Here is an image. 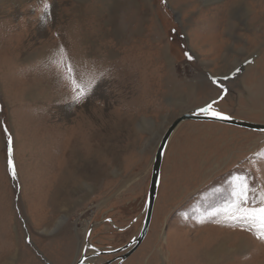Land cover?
Returning a JSON list of instances; mask_svg holds the SVG:
<instances>
[{"label": "rangeland", "instance_id": "rangeland-1", "mask_svg": "<svg viewBox=\"0 0 264 264\" xmlns=\"http://www.w3.org/2000/svg\"><path fill=\"white\" fill-rule=\"evenodd\" d=\"M48 2L41 23L43 0H0V264H76L92 245L130 243L159 143L183 113L217 100L264 124V0ZM61 47L78 78L105 73L80 102L51 62ZM261 151L264 132L183 123L125 264H264V240L212 215L234 174L264 184Z\"/></svg>", "mask_w": 264, "mask_h": 264}, {"label": "snow or ice", "instance_id": "snow-or-ice-1", "mask_svg": "<svg viewBox=\"0 0 264 264\" xmlns=\"http://www.w3.org/2000/svg\"><path fill=\"white\" fill-rule=\"evenodd\" d=\"M166 2V0H164ZM51 4L48 0H43L42 14L40 16L41 23H47L51 16ZM61 59L52 60V63L60 66L63 79L67 80L73 91V99L76 102H80L86 99L91 90L95 87L96 81L99 77H102L105 73L100 72L98 76H94L92 79L78 78L76 69L71 59L67 58L66 50L61 47L58 53ZM185 56L189 61H192L194 57L189 53H185ZM214 83L216 81H213ZM226 91V90H225ZM223 99V96L220 97ZM217 100H212L202 108L196 110L194 114L202 115L208 119L228 121L231 117L218 111L214 105L217 104ZM2 110V109H0ZM5 134L8 135V129L5 127ZM12 137L8 135V164L9 170L13 179L16 178L15 168L12 160ZM254 161L259 163L264 161V151L258 152L254 157ZM230 192L226 201V206L214 211L212 215L219 213L223 214L225 221L229 222V226L239 222L240 224L247 225V230L256 234L258 239L264 240V184L254 186L250 179L249 173L234 174L229 181Z\"/></svg>", "mask_w": 264, "mask_h": 264}, {"label": "water", "instance_id": "water-1", "mask_svg": "<svg viewBox=\"0 0 264 264\" xmlns=\"http://www.w3.org/2000/svg\"><path fill=\"white\" fill-rule=\"evenodd\" d=\"M229 116V115H227ZM228 121H221V120H212L208 119L202 115H196L193 112L183 113L177 119L166 129L164 132V135L162 136V139L159 143V146L157 148V151L154 156V161L152 165V175H151V182H150V188L147 194L146 199V205H145V216L144 221L141 227L140 232L137 236H135L130 243L125 245L122 248H119L117 250H114L112 252H108V254H118L123 253V255L120 257V264L126 261L130 255H132L137 248L142 244V242L145 240L150 224L152 221L153 211L155 202L158 195V190L160 186V180H161V174H162V167L163 162L166 156V152L168 149V146L170 144V141L178 128L186 122L195 121V122H217L225 125H232L234 127L250 130L253 132H264V124L254 123L247 120H242L233 116ZM106 254V253H105ZM89 256L84 255L77 261L76 264H88L86 261L88 260Z\"/></svg>", "mask_w": 264, "mask_h": 264}, {"label": "flooded vegetation", "instance_id": "flooded-vegetation-1", "mask_svg": "<svg viewBox=\"0 0 264 264\" xmlns=\"http://www.w3.org/2000/svg\"><path fill=\"white\" fill-rule=\"evenodd\" d=\"M88 246H91V245L89 244ZM88 246H87V248H89ZM122 247H118L116 249H109V248L100 247V246H98L96 244L95 245H92L90 247V250H93V252H91L89 254L86 253L87 254L86 256H89V258H92V260L90 261V263L88 262V264H120V257L122 256V255H120L121 253H118V254H108V252H112V251L117 250V249L122 248ZM123 253H125V252H123ZM103 256H104V258H107V259H104V262H102V263H96L97 259L99 257H103ZM127 260L124 261L121 264H125V262H127Z\"/></svg>", "mask_w": 264, "mask_h": 264}, {"label": "bare ground", "instance_id": "bare-ground-1", "mask_svg": "<svg viewBox=\"0 0 264 264\" xmlns=\"http://www.w3.org/2000/svg\"><path fill=\"white\" fill-rule=\"evenodd\" d=\"M229 25V24H228ZM231 25V24H230ZM232 26V25H231ZM225 27H226V25H225ZM230 28V27H229ZM92 260V258H90V261ZM88 261H89V258H88V260H87V262L86 263H88ZM89 261V262H90ZM92 263V262H91Z\"/></svg>", "mask_w": 264, "mask_h": 264}]
</instances>
